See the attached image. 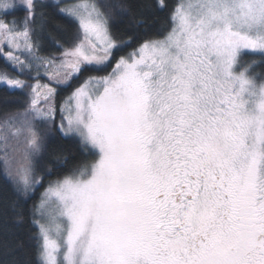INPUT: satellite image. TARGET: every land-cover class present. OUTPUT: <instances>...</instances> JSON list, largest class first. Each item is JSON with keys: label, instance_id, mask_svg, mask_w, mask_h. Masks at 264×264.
<instances>
[{"label": "snow or ice", "instance_id": "obj_1", "mask_svg": "<svg viewBox=\"0 0 264 264\" xmlns=\"http://www.w3.org/2000/svg\"><path fill=\"white\" fill-rule=\"evenodd\" d=\"M49 9L76 25L71 46L48 31ZM131 11L0 0V86L25 105L0 112V177L17 222L44 188L30 210L36 264H264V0H148L130 21L139 38H118L113 12ZM42 130L85 157L55 180L38 169Z\"/></svg>", "mask_w": 264, "mask_h": 264}, {"label": "trees", "instance_id": "obj_2", "mask_svg": "<svg viewBox=\"0 0 264 264\" xmlns=\"http://www.w3.org/2000/svg\"><path fill=\"white\" fill-rule=\"evenodd\" d=\"M102 3H117L120 0H101ZM148 2V0H126V3L131 8V13L127 15H120L117 12H113L112 15V31L118 38L124 40L129 39L134 33L139 38V33L142 29H136L130 23L132 15L137 14L141 5ZM169 3H174V0H169ZM118 11V10H117ZM47 29L57 39L63 41L66 46H71L75 40L77 34L76 25L70 22L68 19L59 15L54 9L48 10ZM167 13L159 12L155 15L148 14L149 22L151 23V30H155L162 25L166 20ZM132 50L131 47H126L117 54L126 55ZM52 52L54 55L60 54L51 40H47L45 43V52L48 54ZM247 60L248 57H245ZM5 62L0 58V69H3ZM112 65L107 66L103 71L99 72H85L79 80H76L73 87L81 83L89 75H106L112 70ZM257 72L264 71V67L257 66ZM72 89L63 90L58 96V102L62 101L66 96L71 93ZM24 98L18 93H12L5 86H0V112L6 110H23ZM59 119V117H57ZM45 134V146L46 151L42 154L43 159L38 157V169L42 173H48L51 169V175L49 179L55 180L58 176L66 174L75 164L83 160L84 154L81 152L78 143L71 138H64L61 134L56 132H49L42 130ZM52 151H62L67 156L66 165L53 166L50 163ZM47 185V181H45ZM44 188L34 194L32 199L28 200L24 204V220L23 222H17L16 213L13 212L9 204L13 199V192L10 184H8L2 177H0V264H36L34 254V242L31 238L34 228L31 225L30 210L34 203L39 202L40 195ZM22 244V247H18Z\"/></svg>", "mask_w": 264, "mask_h": 264}, {"label": "rangeland", "instance_id": "obj_3", "mask_svg": "<svg viewBox=\"0 0 264 264\" xmlns=\"http://www.w3.org/2000/svg\"><path fill=\"white\" fill-rule=\"evenodd\" d=\"M66 2H68V3H71L72 2V0H66ZM55 56H57V58H59V56H60V54H56ZM107 75V74H106ZM98 76H103V75H98ZM45 79V81H46V77L44 78ZM59 117V116H58ZM22 139H23V137H22ZM38 159V158H37ZM47 185H45V187H46ZM43 191H44V189H43ZM43 191H42V193H43Z\"/></svg>", "mask_w": 264, "mask_h": 264}]
</instances>
